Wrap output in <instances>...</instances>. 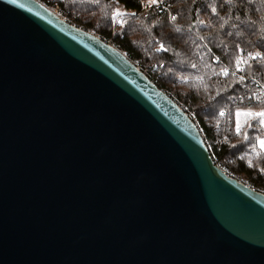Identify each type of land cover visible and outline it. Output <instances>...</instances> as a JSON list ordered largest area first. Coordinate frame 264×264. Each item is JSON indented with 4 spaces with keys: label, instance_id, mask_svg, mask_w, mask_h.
Returning a JSON list of instances; mask_svg holds the SVG:
<instances>
[{
    "label": "water",
    "instance_id": "obj_1",
    "mask_svg": "<svg viewBox=\"0 0 264 264\" xmlns=\"http://www.w3.org/2000/svg\"><path fill=\"white\" fill-rule=\"evenodd\" d=\"M0 264H264V194L122 51L0 0Z\"/></svg>",
    "mask_w": 264,
    "mask_h": 264
},
{
    "label": "trees",
    "instance_id": "obj_2",
    "mask_svg": "<svg viewBox=\"0 0 264 264\" xmlns=\"http://www.w3.org/2000/svg\"><path fill=\"white\" fill-rule=\"evenodd\" d=\"M40 1L122 51L195 120L213 162L264 193V150L257 144L264 129L252 118L239 135L234 128L237 109L264 110V103L233 102L239 96L255 98L252 83L240 77L264 84V0H166L176 14L172 21L145 11L140 0ZM117 10L136 14L124 15L117 25ZM237 58L245 61L239 67ZM220 125L227 142L219 146L215 129Z\"/></svg>",
    "mask_w": 264,
    "mask_h": 264
},
{
    "label": "built area",
    "instance_id": "obj_3",
    "mask_svg": "<svg viewBox=\"0 0 264 264\" xmlns=\"http://www.w3.org/2000/svg\"><path fill=\"white\" fill-rule=\"evenodd\" d=\"M40 3H42L41 1L39 0H36ZM141 3L143 4L144 6V9L145 11L147 10H153L155 11L159 17H165L167 18L169 21H172V17H175L176 18V14L174 12L171 11V7H170V4L168 1L166 0H156L155 3H151V2H148V0H140ZM43 4V3H42ZM45 5V4H43ZM46 6V5H45ZM53 10V9H51ZM55 12V14L62 20L64 21H67L65 19V16L62 14V13H59L58 12V8L53 10ZM124 11V14L120 17H116V22H117V25L119 24V21L120 19L124 16V15H127V14H132V15H135L136 13L133 12V11H128V10H123ZM69 22V21H68ZM70 23V22H69ZM72 24V23H71ZM73 26L79 28L78 26H76L75 24H72ZM110 45L113 46V44L109 41H107ZM242 78V77H240ZM244 80L246 81H250L253 85V87L256 89V94H255V98L252 99L250 97L248 98H244V97H241L239 96L236 100H234L233 102L236 104V105H246V106H250L256 102H260V103H264V84H262L261 82H259L258 80L256 79H248V78H243ZM195 122V120H194ZM196 123V122H195ZM215 134L219 137H221V140H219L217 142V144L220 146L222 144H225L227 142V130L225 129L224 126H218L216 129H215ZM205 142V141H204ZM206 144V143H205ZM208 150H209V146L206 144ZM215 164V163H214ZM216 166H218L223 172H225L223 170V168H221V166H219L218 164H215ZM226 173V172H225ZM227 174V173H226ZM228 175V174H227ZM229 176V175H228ZM232 177V176H231ZM235 178V177H234ZM240 182L242 184H244L245 186H248L254 190H257L256 188H253L251 187L247 181L245 180H240ZM259 191V190H257ZM264 194V193H263Z\"/></svg>",
    "mask_w": 264,
    "mask_h": 264
},
{
    "label": "snow or ice",
    "instance_id": "obj_4",
    "mask_svg": "<svg viewBox=\"0 0 264 264\" xmlns=\"http://www.w3.org/2000/svg\"><path fill=\"white\" fill-rule=\"evenodd\" d=\"M98 2V0H97ZM151 3H155L156 0H150ZM123 13H121L119 10H117L115 13H114V16L113 18L115 19L116 17H120L122 16ZM172 19L174 20L175 17H172ZM161 48H164V45L161 44ZM251 55V54H250ZM261 54L258 52L256 53V56H260ZM256 56H253L252 58L255 59ZM245 61L241 60L240 58H237L236 60V64H237V67H239V65L241 63H244ZM192 67H195V65H192ZM222 72L224 75H228V70L227 69H222ZM243 79V77L241 78ZM221 116L224 115L223 112L220 113ZM236 115V127H235V131L236 133L239 135L241 133V128H242V125H241V122H240V117H248V118H252V119H258L259 120V127H264V110H261V111H258V112H251V111H247V112H244V111H236L235 113ZM251 125H249L250 127ZM244 138L247 139V134L245 133L244 134ZM257 143L259 144V146L261 148H264V140H257ZM256 145L254 144L253 145V148H255Z\"/></svg>",
    "mask_w": 264,
    "mask_h": 264
},
{
    "label": "crops",
    "instance_id": "obj_5",
    "mask_svg": "<svg viewBox=\"0 0 264 264\" xmlns=\"http://www.w3.org/2000/svg\"><path fill=\"white\" fill-rule=\"evenodd\" d=\"M251 109V108H250ZM258 111H261L260 109H252V111L251 112H258ZM248 119V117H241L240 118V122H241V125L243 126L244 125V123H245V121ZM236 127V115H235V113H234V128ZM263 129H264V127H263ZM259 140H264V138H261V139H259ZM258 144V143H257ZM258 147L261 149V150H264V148H261L260 146H259V144H258Z\"/></svg>",
    "mask_w": 264,
    "mask_h": 264
},
{
    "label": "rangeland",
    "instance_id": "obj_6",
    "mask_svg": "<svg viewBox=\"0 0 264 264\" xmlns=\"http://www.w3.org/2000/svg\"><path fill=\"white\" fill-rule=\"evenodd\" d=\"M40 1V0H39ZM148 2H150V0H148ZM47 6V5H46ZM48 8H50V9H53V10H55V9H57V7H52V6H47ZM58 12L60 13V11L58 10ZM121 13H123L124 14V11L123 10H121L120 11ZM64 16H65V14H63ZM65 19H66V16H65ZM67 20V19H66ZM68 21V20H67ZM236 111H244V112H247V111H252V109H250V108H248V107H245V108H240V109H237ZM236 111H235V113H236ZM241 118V117H240Z\"/></svg>",
    "mask_w": 264,
    "mask_h": 264
}]
</instances>
